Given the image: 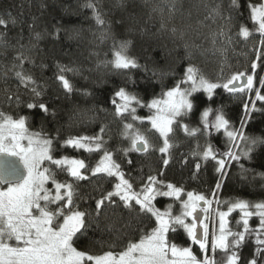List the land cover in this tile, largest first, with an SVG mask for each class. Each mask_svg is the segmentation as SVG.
<instances>
[{
  "label": "snow or ice",
  "instance_id": "6c2138e0",
  "mask_svg": "<svg viewBox=\"0 0 264 264\" xmlns=\"http://www.w3.org/2000/svg\"><path fill=\"white\" fill-rule=\"evenodd\" d=\"M86 6L92 10L96 24L104 29L101 40L108 39L111 26L104 19V13L94 2ZM116 6L126 8L128 0H116ZM142 7L147 10V20L156 26V33L168 37L178 46L182 45L189 60L193 49L200 50L201 55L210 52L220 66L218 81L213 82L198 67L189 63L182 79L175 86L163 90L160 98L144 103L125 87L114 93L111 99L113 111L110 114L112 123L118 124L117 134L122 138L117 151L122 152L124 157L130 153H140L145 160H150L158 152L163 165L162 168L157 166L153 169L149 164L147 173L140 168L139 176H133L132 159H127L130 167L126 172L108 147V141L112 139L108 124L102 123L93 135L78 134L61 140L60 129L56 130L55 135L43 130L33 133L27 127L26 117L14 118L0 110V264H244L241 250L249 239L255 248L247 264H264V201H221L218 197L222 188L219 178L210 197L193 191L185 192L183 187L161 179L175 147L174 125L188 137L203 135L204 131L211 129L217 132L223 130L228 142L226 151L218 152L209 143L202 149L198 146L199 150L193 153L198 161H214L215 172L221 178L228 175L231 162L251 159L255 149L264 145V139L245 134L243 119L240 129L231 128L222 109L206 108L202 112L203 130L182 123L185 117L193 113L192 98L200 92L207 94L209 100L219 88L231 94L254 93L255 99L244 102L245 116L257 110L256 101L264 103V77H259L260 87H256L257 69L264 68V0L248 5L253 28L250 30L240 24L234 35L232 27L240 15V0H227L226 4L225 0H199L198 4L188 8H185L184 0H143ZM193 8L197 11L195 28L192 23ZM8 15L12 25H15L16 18L10 13ZM36 19L33 17V23L28 25V44L21 43V35L17 41L21 51L13 57L7 69L17 81L15 92L4 89L3 102L8 106L20 105V89L31 92L35 97L43 94L33 75L25 69V64L33 63L32 57L26 53L37 49L42 38V33L35 31ZM8 22L0 18V26L5 29ZM106 24L108 27L104 28ZM212 24L217 27L212 29ZM205 27L210 29L204 37L209 47L190 43L189 30L200 36V29ZM237 37L253 44L255 59L244 70L230 71L225 77V67L231 68L228 64L229 52L237 54ZM130 44L129 40H114L113 59L107 61L105 66L119 73L140 67L136 59L128 55ZM10 47L14 46L8 43L6 32H0V49L7 52ZM66 72L78 73L79 69L58 65L54 79L65 95L70 96L74 86L66 77ZM153 75L156 73L153 72ZM35 107L45 116L48 115L49 109L45 103L27 104L28 109ZM137 107L147 108L150 114L146 117L137 115ZM100 113L107 114L108 110L95 105L85 109L76 107L69 116V122L95 123ZM210 116L214 118L209 119ZM154 140L156 143H153ZM124 142H127V146H124ZM64 148L102 155L93 166L84 159L57 156L59 149ZM240 167L241 178L246 179L248 170L244 169L243 164ZM200 168L201 164L197 162L196 172ZM61 175H65L66 179L61 180ZM261 178L264 179V174ZM85 183L99 185L96 188L99 195L82 193ZM105 184L109 187L105 188ZM157 197L179 202V214H173L171 205L163 211L157 208L154 204ZM88 201L92 203L82 209V203ZM234 212L239 214L235 230L229 220ZM253 217L258 218L255 227L250 225ZM189 218L190 223L186 222ZM153 219L155 226L147 231ZM93 225L110 237L109 249L115 248L117 242L133 230H139L143 235L138 241L130 239L119 252L108 250L94 255L74 246L81 237L88 235ZM177 227L183 228L191 243L199 246V257L193 254L190 247H177L169 243L168 233L176 231Z\"/></svg>",
  "mask_w": 264,
  "mask_h": 264
},
{
  "label": "trees",
  "instance_id": "16d2710c",
  "mask_svg": "<svg viewBox=\"0 0 264 264\" xmlns=\"http://www.w3.org/2000/svg\"><path fill=\"white\" fill-rule=\"evenodd\" d=\"M89 2H94L96 7L104 13V19L110 23L111 34L106 40H101V33L104 29L96 24L92 10L86 6ZM142 2L143 0H128V6L121 8L116 6V0H0V18L9 21L6 29L0 26V32H6L8 43L14 46L10 47L7 52L0 49V53H2L0 54V110L14 118L26 117L27 127L33 133L43 130L45 133L55 135L56 130L60 129L61 140L78 134L93 135L102 123L108 124L112 136V139L108 141V147L114 152L115 158L122 164L126 172L130 167L127 164L129 158L134 161L131 166L133 176L140 175V168H143L147 173L149 164L153 169L157 166L162 168L158 152L150 160H145L140 153H130L128 157H124L122 152L117 151L121 147L122 138L117 134L118 124L112 123L113 117L110 114L113 111L111 99L114 93L119 88L125 87L126 90L135 93L144 103H147L153 98H160L163 90L175 86L182 79L184 69L189 63L198 67L204 74L213 73L220 69V66L210 52L201 55L198 49L192 50V58L189 60L182 45L178 46L172 43L168 37L156 33V26L147 20V10L142 7ZM258 2L259 0H240L242 7L240 15L232 27L233 35L240 24L249 27L250 30L253 28L248 5ZM198 3L199 0H184L185 8ZM226 3L227 0H225ZM9 13L16 18L15 25L10 22ZM33 17L37 18L35 31L41 32L42 38L37 49L26 53L32 57L33 63L25 64V69L33 75L43 94L35 97L31 92L20 89V105L8 106L3 102L4 89L7 88L10 92H15L17 81L13 78V73L7 72V69L11 66L13 57L21 51L20 44L17 42L21 35H23L21 43L28 44L30 35L28 25L33 23ZM196 18L197 11L193 8V28L197 27ZM200 18L203 19L202 16ZM107 27L106 24L104 28ZM216 27L215 24L211 25L212 29ZM209 31L210 29L207 27L201 28L202 35L197 36L194 31L189 30V42L203 44L204 48H208L209 44L204 37ZM114 40L117 42L131 41L128 55L135 58L140 67L119 73L110 66H105L107 61L113 59ZM236 40L237 54L229 52L228 64L231 65V68L225 67L226 75L230 71L244 70L250 66V61L255 59L253 44L239 40L238 37ZM256 43L258 45V38ZM241 52L243 54H239ZM58 65L79 69L78 73H65L74 86V91L70 96L65 95L63 89L54 79L58 72ZM145 67H147V71H145ZM153 72L156 75H153ZM257 73L256 87H260L258 79L264 77V68L258 67ZM84 93H89V95ZM250 98L255 99L254 93L231 94L223 88L215 90L211 100L205 93H196L192 98L194 111L185 117L182 123L203 130L202 112L206 108L222 109L225 117L230 121L231 128L240 129L243 119L245 121L243 131L246 135L264 139V111L261 110L264 109V103L256 101L257 110L245 116L244 102ZM41 102L45 103L49 109L47 116L38 107L27 108L28 103L38 105ZM94 105L104 107L108 113H100L95 123L69 122V116L72 115L74 108H92ZM149 114L147 108L137 107V115L146 117ZM210 118L214 117L210 116ZM174 129L175 147L172 149V159L169 166L164 169L165 175L161 179L183 187L186 191L202 192L210 197L219 178L222 188L218 192V197L221 201L236 199L250 202L264 201V179L261 178L264 174V145L255 149L251 154V159H243L239 163L231 162L227 169L228 175L221 178L215 172L214 161H198L193 153L206 147L209 143L218 152L226 151L228 143L226 134L223 131H215L210 135L208 131H204L203 135L188 137L178 126L174 125ZM153 143L156 141L154 140ZM124 146H127V142H124ZM57 147L59 148V145ZM60 155L84 159L86 163L94 166L102 153L89 154L82 150L64 148L57 152V156ZM197 162L201 164L199 172L195 170ZM240 164H243L244 169L248 170L245 173L246 179L241 178ZM193 173H195V177ZM60 179L64 180L66 176L61 175ZM133 182L136 183V181ZM98 187L99 185L85 183L81 192L98 196L99 192L96 191ZM104 187L108 188L109 185L105 184ZM157 202L167 204L169 201L158 199ZM90 203L92 201L82 203V209L87 208ZM237 219H239L238 212H234L229 217L230 226L234 230L237 228ZM257 224L258 218L253 217L250 220V225L255 227ZM154 226L155 220L153 219L147 231H150ZM142 235L141 231L133 230L130 235L117 242L115 248L109 249L110 237L106 233H101L93 225L89 228L88 235L81 237L74 246L78 250L90 251L94 255L102 254L108 250L119 252L130 239L138 241ZM168 238L170 244L174 243L177 247H190L194 255L198 257L201 255L199 247L193 245L182 231H169ZM254 248L255 245L251 239L243 246L241 256L244 264H247L248 259L252 257Z\"/></svg>",
  "mask_w": 264,
  "mask_h": 264
},
{
  "label": "rangeland",
  "instance_id": "374dc122",
  "mask_svg": "<svg viewBox=\"0 0 264 264\" xmlns=\"http://www.w3.org/2000/svg\"><path fill=\"white\" fill-rule=\"evenodd\" d=\"M225 72H226V70H225ZM225 72H224V75H225V77H226L228 74L226 75ZM205 75H206L209 79H211L213 82H217V81H218V77L220 76V69H218V70H216V71H213V73H211V72L206 73ZM206 95H207V94H206ZM209 119H213V118H210V117H209ZM215 131H216L215 129H211L210 131H208V133H209L210 135H212V134H214L213 132H215ZM221 131H223V130H221ZM216 132H217V131H216ZM185 192H187V191L185 190ZM196 193H198V194H203L202 192H196ZM158 199H161V200H164V201H169V202H167V204H166V203H163V202H157ZM185 199H186V196H185ZM154 204H155V206H156L157 208H159L161 211H163L165 208H167L169 205H171V206H172V210H173V214H174V215H178L179 212H180L179 202L174 201V200H172V199H170V198H167V197H157L156 201H154ZM213 207L215 208L216 205L214 204ZM186 222L190 223V222H191L190 218H189L188 220H186ZM217 226H218V224H217ZM176 230H180V231H182L184 234H186V233L184 232L183 228L177 227ZM186 236H187V234H186ZM210 239H211V227H210V233H209V241H210ZM197 246H198V245H197ZM198 247H199V246H198Z\"/></svg>",
  "mask_w": 264,
  "mask_h": 264
},
{
  "label": "water",
  "instance_id": "95a60500",
  "mask_svg": "<svg viewBox=\"0 0 264 264\" xmlns=\"http://www.w3.org/2000/svg\"><path fill=\"white\" fill-rule=\"evenodd\" d=\"M201 215H203V214H201Z\"/></svg>",
  "mask_w": 264,
  "mask_h": 264
}]
</instances>
